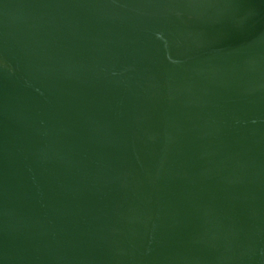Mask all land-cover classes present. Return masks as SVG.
<instances>
[{
    "label": "water",
    "instance_id": "water-1",
    "mask_svg": "<svg viewBox=\"0 0 264 264\" xmlns=\"http://www.w3.org/2000/svg\"><path fill=\"white\" fill-rule=\"evenodd\" d=\"M0 264H264V0H0Z\"/></svg>",
    "mask_w": 264,
    "mask_h": 264
}]
</instances>
